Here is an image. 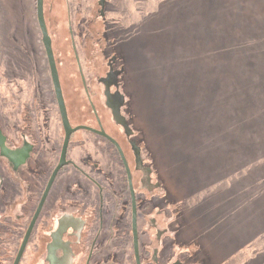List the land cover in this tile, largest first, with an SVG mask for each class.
<instances>
[{"label":"rangeland","instance_id":"374dc122","mask_svg":"<svg viewBox=\"0 0 264 264\" xmlns=\"http://www.w3.org/2000/svg\"><path fill=\"white\" fill-rule=\"evenodd\" d=\"M100 2L44 0L71 126L104 125L125 140L103 107L102 86L91 87L93 100L86 83L95 84L103 59L116 55L123 67L122 112L156 185L146 193L137 183L138 196L141 205L154 202L156 229L167 222L184 227L175 237L176 253L186 259L193 252L183 245L194 240L218 264H264V0ZM13 45L24 48L26 73L35 51L47 84L36 0H0V47ZM56 119L59 150L63 128ZM67 158L87 171L96 163L123 179L112 149L86 131L72 135ZM82 181L90 187L66 166L51 199L57 202L62 191ZM188 214L195 217V231L186 229ZM31 252L30 246L25 264H32Z\"/></svg>","mask_w":264,"mask_h":264},{"label":"flooded vegetation","instance_id":"af4514ba","mask_svg":"<svg viewBox=\"0 0 264 264\" xmlns=\"http://www.w3.org/2000/svg\"><path fill=\"white\" fill-rule=\"evenodd\" d=\"M10 50L16 52L18 61L11 60ZM25 57L24 48L20 46L0 47V264H14L16 261L26 231L61 153V148L57 150L55 145L59 111L47 58V72L43 76L47 84H42L41 66L35 61L37 54L34 51V61L29 62L30 70L27 73ZM103 60L105 66L102 74L94 76L95 84L89 80L86 82L87 91L94 100L97 94L92 92L91 87L102 86L103 107L125 140L119 141L116 134L105 130L104 125L88 127L102 130L114 139L129 166L137 207L140 264H193L191 257L186 259L176 253L179 243L169 222L165 223L162 230L156 229L157 225L150 217L154 202L140 203L139 187L147 188L144 189L146 193H151L152 187L156 185L151 184L150 168L144 165L141 158L142 147L122 112L126 106L119 81L123 67L118 65L116 55ZM81 75L82 72L78 71L79 78L86 79L85 75ZM105 92L110 93L109 102L112 107H118L120 121L112 116L111 109L107 107ZM91 134L108 145L116 159L118 155L123 179H115L112 174L100 170L96 163L90 164V171H87L68 160L71 135L66 160L72 164L66 166L73 167L90 187L83 181L74 183L70 189L62 191L59 200L54 202L51 199L52 188L58 174L66 166L58 171L18 264H25L30 246L32 264H136L131 228V197L125 168L114 145ZM63 139L64 130L62 143ZM9 151L20 157L10 161L6 156ZM153 229L155 235L152 238Z\"/></svg>","mask_w":264,"mask_h":264},{"label":"water","instance_id":"95a60500","mask_svg":"<svg viewBox=\"0 0 264 264\" xmlns=\"http://www.w3.org/2000/svg\"><path fill=\"white\" fill-rule=\"evenodd\" d=\"M100 4L103 7L104 0H101ZM43 5H44V0H36V18H37L38 27H39V30L41 33V42H42V45H43V48H44V51L46 54V58H47V62H48L49 70H50V75H51V80H52V84H53V89H54V93H55V97H56V101H57L58 111H59L62 127L64 130V139H63V143H62V147H61V153H60L58 164L50 176V179H49L47 187L44 191L41 203L38 206L33 218L31 219V222H30L29 227L26 231L23 243L20 247L18 257H17L16 261L14 262V264H18V261L22 255L25 247H26V244H27L28 238L30 236V233L32 231V228L34 226V223H35V221L38 217V214L40 212L41 206L44 202L45 196H46L51 184L53 183L58 171L63 166H66L68 164H72L71 162H68L66 160L67 148L69 145L71 135L77 131H80V130L88 131L90 133L96 134V135L108 140L109 142H111L114 145V147L117 149V151L119 153V156H120L121 161L123 163V166L125 168L128 186H129V191H130V197H131V228H132V234H133L134 255H135L136 264H140L139 253H138L137 207H136L135 193H134V189H133V185H132L131 172H130L129 166L127 164V161L125 159V156H124L123 151H122L121 147L119 146V144L114 139H112L110 136H108L104 131L96 130V129H93L91 127L82 126V125L76 126V127L71 126L69 119H68V116H67V111H66L64 98H63L60 80H59L56 61H55V57H54V53H53V49H52V42H51V38L48 34V30H47V26H46V22H45V18H44ZM75 57H76V60L78 62V57H77L76 51H75ZM78 65H79V62H78ZM105 97H106V105L108 108L111 109L112 116L116 120L120 121L121 116H120V112H119L118 107H112L111 103L109 102L110 93L105 92ZM6 156H8L10 161H13L14 160L13 158H19L20 157V156L17 157V153L10 152V151H9V153H6Z\"/></svg>","mask_w":264,"mask_h":264},{"label":"trees","instance_id":"16d2710c","mask_svg":"<svg viewBox=\"0 0 264 264\" xmlns=\"http://www.w3.org/2000/svg\"><path fill=\"white\" fill-rule=\"evenodd\" d=\"M71 41H72V50L73 49L76 50L72 35H71ZM12 47H14V45ZM114 152L117 155L115 149H114ZM117 159H119L118 155H117ZM194 220H195V217H193L190 214L187 215V219H186L187 224H186V226H188L189 228H186V229H189L191 231H195V229H197L196 223H195ZM173 230L175 231V233H180L181 232V235H180V238H181L182 233L185 231V228L184 227L182 228L181 226L180 227L176 226V227L173 228ZM178 245H180V243ZM183 246L185 248H187V249H190L193 252V255H191V259H190L193 263H198V264H206V263L207 264H218L216 262V260L213 259V257L211 259L208 247L203 246V245H199L198 246L194 242V240H191L188 243H185Z\"/></svg>","mask_w":264,"mask_h":264}]
</instances>
